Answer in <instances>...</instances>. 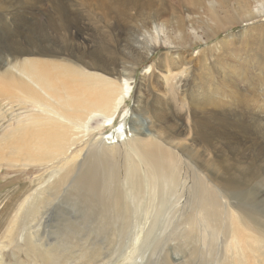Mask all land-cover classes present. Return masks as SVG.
<instances>
[{
	"label": "bare ground",
	"instance_id": "6f19581e",
	"mask_svg": "<svg viewBox=\"0 0 264 264\" xmlns=\"http://www.w3.org/2000/svg\"><path fill=\"white\" fill-rule=\"evenodd\" d=\"M97 1L103 32L114 43L117 54L81 42L84 29L77 26L78 22L64 26L68 40H53L49 47L41 43L38 51L13 52L8 63L11 69L6 78L0 79V94H14L23 104H34L38 113L11 135L6 134L2 147L17 153V162L21 158L24 163L38 165L62 158L64 161L70 154L56 174V184L49 196L51 203L58 200L73 209L81 207L76 210L74 225L88 224L84 221L90 219L94 204L109 209L110 216L105 212L108 221L118 222L117 227H111L107 220L108 226L100 219L98 226L110 228L108 231L114 228L122 233L133 226V210L136 222L140 213L146 219L147 225L142 229L145 237L153 238L167 218L178 219L203 225L193 235L185 231L186 241L195 239L198 233L201 240L210 239L212 245L222 213L226 211L235 217L230 210L232 181L250 183L256 176L250 169L237 165L245 174L235 177L236 171L231 172L235 166L225 152L235 143L231 134L222 132V126L220 129L215 123L224 120L228 125L223 116L230 120L232 114L239 115L232 110L236 102L238 107L246 108L252 122L263 127L264 135V0H213L210 14L201 11L203 2L208 0ZM199 19L208 26L206 31L201 32L196 26ZM239 26L241 30L193 54L197 45L209 43ZM122 31H126L125 36L129 34V41L142 46L135 57L130 56L133 64L129 67L120 64L126 49L132 51L131 46L118 49L124 42ZM186 33L192 41L186 39ZM168 48L172 51H166ZM164 50L159 61L145 71L135 97L137 69L152 53ZM36 56L38 59L31 58ZM242 91L248 95L243 97ZM255 92L260 95L256 97ZM132 95V119L141 120L132 123L131 137L125 139L123 126L117 132L118 139L125 141L122 144L117 140L105 145V134L86 142L94 133L92 125L101 129L114 124ZM225 98L231 101L226 102ZM256 106L259 111L252 110ZM143 126H147L146 131ZM81 143L86 145L73 151ZM244 162L248 163L247 157ZM43 203L42 197L36 199L32 205L35 208L27 211L26 218L36 222ZM83 208L85 212L81 211ZM70 211L67 212L71 214ZM156 217L159 221L154 225ZM136 227L139 228L138 224ZM130 231L135 229L126 232ZM167 233L164 230L160 235L158 249L164 245ZM177 233L180 235L181 231ZM235 235L230 233L231 238L235 239ZM65 238L71 237L67 234ZM26 244L46 261L62 258L60 250L47 249L43 254L42 246L29 239ZM235 251L238 257H244L240 245H236ZM167 263L172 264L169 258Z\"/></svg>",
	"mask_w": 264,
	"mask_h": 264
},
{
	"label": "rangeland",
	"instance_id": "374dc122",
	"mask_svg": "<svg viewBox=\"0 0 264 264\" xmlns=\"http://www.w3.org/2000/svg\"><path fill=\"white\" fill-rule=\"evenodd\" d=\"M98 2L97 0H43L39 4L38 0H0V79L6 78L7 73H9L8 69H11L8 63L14 56L13 52L19 49L38 51V45L41 43H45V46L49 47L53 40L62 41L65 38L68 40L63 28L65 25L75 22L80 23L77 25L80 29H84L82 36L80 35L82 37L81 42L86 41L97 47L98 50L104 48L105 53L117 54L114 43L103 32L100 13L97 11ZM212 5L213 0L203 2L201 11L213 13ZM193 17H196V13ZM196 24L201 32L208 28L206 24H201V19ZM241 29V26L236 27L221 33L209 43L197 45L192 49L193 54L218 42L229 33ZM125 33L126 31H122L124 42L119 44L118 49L123 50L131 46L132 51L126 49L120 60L121 65L129 67L133 64L130 56L135 57L136 51L139 52L142 46L129 41V34L125 36ZM186 39L191 40L188 33H186ZM169 50L172 51L170 48L166 51ZM129 52H133L132 55ZM162 52L165 50L152 53L150 58L137 69L134 81L135 97L136 88L141 83L145 71L159 61ZM31 58L38 59V56ZM242 95L246 97L248 94L242 91ZM255 95L257 97L260 94L255 92ZM229 98H225L224 101L230 102ZM126 103L120 110L114 124L105 125L101 129L92 125L91 129L94 130V133L87 138L86 142L105 134L102 136L106 139L105 145L114 143L119 140L118 133L123 126L126 132L125 139H129L132 135V123L141 120V118L132 119L134 116L133 95L130 101L127 100ZM219 103L222 104V102ZM236 104V102L235 105L232 104V110H237L239 115L232 114L230 120L223 116L229 126L224 123L223 119L221 123H215V125L219 128L222 126V130H225L222 132L230 133L231 141L235 143V145L232 144V148H228L227 151L229 152H225L229 156L231 164L235 166V169H230L232 173L236 171L234 172L235 177H241V173L245 174L244 170L241 172L238 167L250 169V173L256 176L250 180V183L235 180V184H233L232 181L233 192L229 198L232 202L230 210L235 214V217L226 211L222 213L220 221L217 222L219 231L217 236L213 237L211 245L210 239L201 240L198 233L195 239L186 241L185 231L189 235H193V232L195 230L199 232L203 225L199 222H179L178 219L167 218L160 224V231L153 238L145 237V232L142 229L147 225L146 219L140 213L136 222L134 216L136 212L133 210H131L133 226L126 230L124 228L125 231L122 233H118L114 228L108 231L110 228L104 229L98 226L100 219L105 225L107 222L111 223V227H117L118 222L111 219L108 221L105 212H108L110 216L109 209L97 207L94 204L90 219L87 217L84 221L85 224L87 222L88 224L85 227L74 225L75 221L73 220L78 217L76 210L81 207L73 209L68 204L58 200L51 203L52 197L49 196L56 184L53 183L56 174L61 172L64 166L63 162L70 158V154L64 161L62 158L47 165L24 163L21 158L19 160L22 161L17 162L18 154H12L7 148L2 147L5 146L3 140L7 139L5 138L6 134L14 133L18 127L25 123V120L38 113V110L34 108V104H23L14 97V94H0V264H168L167 258L171 260L172 264H180V262L181 264H264L263 127L249 119L248 114H246L247 110L243 105V107H238ZM257 108L259 107H253L252 110L259 111ZM126 112L129 115H126ZM145 127L143 126V129L146 131L147 126ZM123 142L125 141H118L120 144ZM81 145L84 147L86 144L81 143L75 146L73 151L78 150ZM220 150L224 152L223 148ZM225 154L223 153L222 156ZM244 157H247V164L244 162ZM237 186L239 187L236 189ZM61 193L63 190L59 192L60 196H62ZM40 197H42L44 205H42L38 220L33 222L31 218H26L27 211L30 208H35L32 205ZM47 202L50 204L47 205ZM113 208L118 210L119 206H113ZM69 210H71V214L67 212ZM81 211L85 212L84 208ZM158 221L159 218L156 217L152 223L157 225ZM135 222L139 228L134 225ZM132 229L135 231L126 232ZM164 230H168V237L164 245L160 247L161 249H158V243L162 241L159 237L162 236ZM177 231H181V234L179 235ZM169 232H172L170 238ZM230 233H235L236 238H231ZM43 234L44 237H42ZM67 234L71 238H65ZM28 239L34 245L42 246L41 253L43 254L47 253L45 251L47 249L60 250L62 253L60 254L62 255L61 260L54 259L49 262L44 257L36 256L35 248L26 244ZM167 244L172 245L166 246ZM237 244L243 248L244 257L236 255ZM252 249L258 250V252H254ZM233 256L235 257L233 258ZM236 259L239 260L236 261Z\"/></svg>",
	"mask_w": 264,
	"mask_h": 264
}]
</instances>
